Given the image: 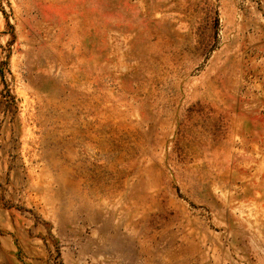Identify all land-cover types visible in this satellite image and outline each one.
Segmentation results:
<instances>
[{"label":"rangeland","instance_id":"obj_1","mask_svg":"<svg viewBox=\"0 0 264 264\" xmlns=\"http://www.w3.org/2000/svg\"><path fill=\"white\" fill-rule=\"evenodd\" d=\"M0 264H264V0H0Z\"/></svg>","mask_w":264,"mask_h":264}]
</instances>
